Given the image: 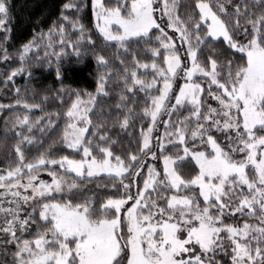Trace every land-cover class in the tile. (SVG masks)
Masks as SVG:
<instances>
[{
	"label": "snow or ice",
	"instance_id": "1",
	"mask_svg": "<svg viewBox=\"0 0 264 264\" xmlns=\"http://www.w3.org/2000/svg\"><path fill=\"white\" fill-rule=\"evenodd\" d=\"M178 3L91 0L106 45L150 53L146 62L133 54L134 66L120 77L129 95L138 99V89L145 102L137 111L121 93L117 105L126 109L116 121L121 130L147 121L136 152L118 154L112 126L91 119L98 96L107 95L111 69L99 73L95 92L76 90L67 107L59 140L70 154L28 158L26 146L38 143L33 130L43 134L55 120L33 119L29 112L43 109L19 88L20 98L0 104L26 109L11 125L19 126L15 155L0 166V255L9 257L0 264H264V0H186L183 13ZM85 6L64 3L65 23L23 43L20 66L4 82L22 72L31 78L33 50L44 49L38 62L55 56L59 63L65 49L55 50L53 34L77 54L82 42L94 44L79 20ZM10 7L0 0L5 33ZM66 24L80 32L75 41L65 40ZM94 55L107 66L105 55ZM7 58L5 49L0 59ZM180 109L187 114L171 119ZM160 123L164 131L153 139ZM102 175L110 182L97 187L110 194H85L82 182Z\"/></svg>",
	"mask_w": 264,
	"mask_h": 264
},
{
	"label": "trees",
	"instance_id": "2",
	"mask_svg": "<svg viewBox=\"0 0 264 264\" xmlns=\"http://www.w3.org/2000/svg\"><path fill=\"white\" fill-rule=\"evenodd\" d=\"M67 2L69 0H8L11 5V19L6 23L5 27L9 31L5 33L3 29H0V57L4 56L5 49L9 55L7 59H0V104L10 105L20 98L16 94V89L19 88L23 98L28 99L29 102L39 103L43 109V111L40 108L31 110L29 115L33 119L41 117V120L46 122L49 118L46 114H50L51 118L55 120L51 127L45 128L43 134H41L39 128L33 130L32 134L37 137L38 143L26 146L25 151L28 158H33L44 151H51L54 156L70 154L66 146L59 140L66 123L64 117L67 107L75 99L74 93L76 90H80L82 95L85 91L95 92L99 73L111 69L108 73L110 78L107 82V95L98 96V102L91 113V119L94 123L112 126L109 135L117 141L115 151L118 154L134 153L138 148L137 137L139 136L140 128H146L147 121L143 124L137 121L134 127L129 128L127 131L121 130L116 121L118 117H123L126 109L117 108V105L122 103L119 99L121 93L128 97V105L137 111L142 109L145 102L143 93H140L138 89H136L134 94L138 99L134 100L133 96L129 95L125 90L120 77L124 75L125 67L131 69L134 66L132 63L133 54L138 59L146 62L151 58L150 53L143 51L125 53L123 50H118L114 43L111 46L106 45L95 28L91 0H76V2L85 3L86 5L85 9L80 13L79 20L87 29L84 34L85 38L90 34L93 37L94 44L82 42L79 45L81 51L77 54L73 51L72 44L59 43V35L53 34V39L57 41L53 46L55 50L59 51L60 47L65 49L59 59V63H57L55 56H51L48 61L40 60L38 62L36 57H42L44 49L41 48L39 52L33 50L31 53L32 59L28 61L31 65V78H27V74L22 72L14 75L8 83L4 82L5 77L11 74V69L20 66L17 53L23 43L31 39L34 34L41 31L47 32L49 28L53 27L54 23L57 27L59 24L65 23L60 19V12L63 4ZM106 2H111V0H106ZM185 2L186 0H179L177 8L179 13L185 11ZM245 2L251 3V0H245ZM254 10L259 11V9ZM65 15L73 19L76 18L74 10H66ZM66 29L68 32V35L65 36L66 41L69 39L75 41L80 35L79 31L72 29L71 24H66ZM6 35L8 39H5ZM95 53H101L108 58L106 67L97 63ZM121 61H124V63L121 64ZM57 67L61 72L60 77L56 76ZM138 71L143 74L142 70L138 69ZM148 75L151 76L150 71ZM211 102L212 100L209 98L208 103ZM25 111L26 109L23 107L0 109V166H5V161L10 154L12 156L15 155L14 145L18 139L15 133L16 130H19V126H17L16 130H12L11 125L15 116L17 114L22 116ZM187 111V109H180L178 114H174L171 119L175 120L179 116L186 115ZM164 118L168 119L169 117L166 115ZM6 128L8 131H6ZM160 128L162 133L164 131L162 124ZM24 131L27 134V129ZM129 133L133 135L130 136ZM83 182L89 183L90 187H93L92 194L95 193L97 196L110 194L108 189L97 187L98 183L107 184L110 182L103 175L99 180ZM217 258L228 259L223 254H220Z\"/></svg>",
	"mask_w": 264,
	"mask_h": 264
},
{
	"label": "rangeland",
	"instance_id": "3",
	"mask_svg": "<svg viewBox=\"0 0 264 264\" xmlns=\"http://www.w3.org/2000/svg\"><path fill=\"white\" fill-rule=\"evenodd\" d=\"M158 15H159V13H158ZM163 20H166L165 19V17L163 18ZM170 31V34H171V30H169ZM183 81H177V84H179V83H182ZM176 90H178V88L176 89ZM173 99H174V96H173ZM212 104H213V106H215V102L212 100V102H211ZM166 115H162V116H160L159 117V120L162 122L164 119H166V118H164ZM162 123H160L159 125H158V127H157V130H155L154 131V133H153V139H155V137L156 136H159L160 135V133H161V128H160V125H161ZM213 135H218V138L219 139H223V136L222 135H219V134H217V133H215V132H213L212 133ZM148 162H152V163H156V161H152L151 160V158L149 157V160H148ZM58 167V166H57ZM161 170H162V168H161ZM41 178L42 179H46V180H49L50 179V177L48 176V173L47 172H42L41 173ZM83 184H84V191H85V194H87V195H91L92 194V190H93V187H90V185H89V183H86V182H82ZM249 218V221L250 222H252V221H254L255 220V218L254 217H248ZM14 250V246H10V251H13ZM6 259H9V257H4V256H2V255H0V260H6Z\"/></svg>",
	"mask_w": 264,
	"mask_h": 264
}]
</instances>
